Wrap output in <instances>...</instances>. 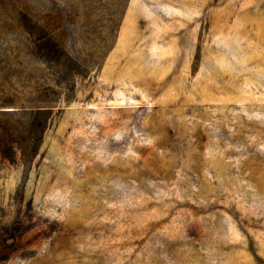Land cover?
I'll return each instance as SVG.
<instances>
[{"label": "rangeland", "instance_id": "rangeland-1", "mask_svg": "<svg viewBox=\"0 0 264 264\" xmlns=\"http://www.w3.org/2000/svg\"><path fill=\"white\" fill-rule=\"evenodd\" d=\"M46 104L0 264H264V0H0V119Z\"/></svg>", "mask_w": 264, "mask_h": 264}, {"label": "trees", "instance_id": "trees-1", "mask_svg": "<svg viewBox=\"0 0 264 264\" xmlns=\"http://www.w3.org/2000/svg\"><path fill=\"white\" fill-rule=\"evenodd\" d=\"M24 29L23 48L27 56L42 57L45 61H47V57L54 60L58 68V80L71 73H80V70L79 72H73L70 69L69 63L77 61V58L65 48L59 37L56 38L53 34H48L42 39L36 38L33 22H30V25L27 24ZM46 44L50 46V51L43 50L46 49L44 47ZM44 93H46V90L37 91L39 97ZM52 110L51 105L48 104L35 105L29 110H21L22 113L20 115L23 118L9 119L7 117L0 119L1 154L9 159H13L16 151H18L21 160L24 162L29 161L35 156L38 152L43 133L50 123ZM0 114L10 115L12 113L7 110L6 112H0ZM3 235L4 233L0 231V259L8 257V253H6L7 249L4 250L5 246H7V237Z\"/></svg>", "mask_w": 264, "mask_h": 264}]
</instances>
